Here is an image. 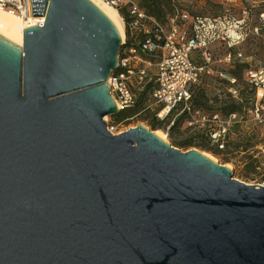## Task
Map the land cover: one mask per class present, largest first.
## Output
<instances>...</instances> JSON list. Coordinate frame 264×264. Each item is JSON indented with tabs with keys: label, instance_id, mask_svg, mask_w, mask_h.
<instances>
[{
	"label": "water",
	"instance_id": "obj_1",
	"mask_svg": "<svg viewBox=\"0 0 264 264\" xmlns=\"http://www.w3.org/2000/svg\"><path fill=\"white\" fill-rule=\"evenodd\" d=\"M0 37V264H264V186L143 127L112 135L121 35L89 0H44Z\"/></svg>",
	"mask_w": 264,
	"mask_h": 264
},
{
	"label": "built area",
	"instance_id": "obj_2",
	"mask_svg": "<svg viewBox=\"0 0 264 264\" xmlns=\"http://www.w3.org/2000/svg\"><path fill=\"white\" fill-rule=\"evenodd\" d=\"M101 1L116 10L126 8L131 17L128 27L139 39L131 47L124 41L117 69L107 83L118 113L135 108L142 99L137 89L150 86L159 120L180 118L188 128L204 130L211 146L223 151L239 140L235 132L238 116L202 112L195 106V92L205 79L214 78L227 83V92L238 99V80L226 74L235 65L243 68L245 82L257 95L255 111H264V65L252 68L251 60L240 51L253 32L250 9L243 8L235 17L234 6L230 7L234 0H218L227 10L223 18H213L202 13L206 0H171L172 15L160 21L132 0ZM195 4L200 12L194 9ZM0 10L28 28L43 27L46 22L44 0H0ZM107 129L112 135L123 133L114 126Z\"/></svg>",
	"mask_w": 264,
	"mask_h": 264
},
{
	"label": "rangeland",
	"instance_id": "obj_3",
	"mask_svg": "<svg viewBox=\"0 0 264 264\" xmlns=\"http://www.w3.org/2000/svg\"><path fill=\"white\" fill-rule=\"evenodd\" d=\"M132 1L139 9L150 15H155L146 8V5L151 4L150 0ZM157 1L162 12L161 20L165 21L173 13L172 2L171 0ZM232 6L234 8H231V11L235 17L241 15L243 8L251 11L249 27L253 32L240 47V51L244 57L251 60L252 68L264 65V20L261 19V16L264 15V0H234L230 4V7ZM125 9L117 10L125 34L122 43L125 41L131 46H136L139 39L136 34L128 29V24L124 18V11L127 10ZM194 9L201 11L197 4L194 5ZM226 10L227 7L219 5L218 0H206L202 13L208 17L223 18ZM261 26L263 27L260 28ZM255 28H260L258 33L254 32ZM226 74L238 80L236 84L239 91L238 99H234L227 92V83L214 78L205 79L202 86L195 92L196 106L206 114L219 113L222 116H227L235 108V113L240 121L235 127L239 140L234 144H229L223 151L211 146L204 130L188 128L180 118L158 120L155 117L158 106L151 97V89L147 88L149 86H141L137 89L142 99L135 108L130 109L128 119H116L118 113L114 116L105 117L104 121L108 127H117L118 133L136 127L152 130L151 126L155 125L158 129L153 131L179 150L204 153L224 167L229 168L236 180L252 186H264V111H255L257 95L245 82L244 70L241 66L235 65L233 69L226 70ZM185 145L188 147L184 148Z\"/></svg>",
	"mask_w": 264,
	"mask_h": 264
},
{
	"label": "bare ground",
	"instance_id": "obj_4",
	"mask_svg": "<svg viewBox=\"0 0 264 264\" xmlns=\"http://www.w3.org/2000/svg\"><path fill=\"white\" fill-rule=\"evenodd\" d=\"M96 8H98L118 29L122 41L125 34L120 23L118 11L101 0H89ZM28 26L22 23L13 15L0 10V37L22 49L24 40V31ZM117 107V106H116ZM144 128V127H143ZM146 129V128H145ZM156 135H158L156 133Z\"/></svg>",
	"mask_w": 264,
	"mask_h": 264
},
{
	"label": "trees",
	"instance_id": "obj_5",
	"mask_svg": "<svg viewBox=\"0 0 264 264\" xmlns=\"http://www.w3.org/2000/svg\"><path fill=\"white\" fill-rule=\"evenodd\" d=\"M150 1H151V4H150V5H146V8L149 9L153 14H155V15H151V16L155 17L157 20L163 21V20H161V19H162V12H161V10L159 9L158 1H157V0H150ZM155 5L157 6L156 8L154 7ZM151 7H154V8L151 9ZM172 7H173V6H172ZM125 10H126V9H125ZM123 11H124V10H123ZM149 15H150V14H149ZM124 18L126 19V23H127L128 26H129V24H130V22H131V17L129 16L127 10H126V12L124 11ZM128 29H129V27H128ZM126 45H127V46H131V44H129V43H127V42H126ZM147 88L150 89V86L147 87ZM195 100H196V97H195ZM195 106H196V103H195ZM196 108H197V106H196ZM197 109H199V108H197ZM199 110H200V109H199ZM232 113H235V108L232 109L231 112H230L229 114H232ZM129 116H130V110H125V111L119 113V115H117L115 118H116V119H119V120H121V119L123 120V119H128ZM155 117H156V116H155ZM156 118H157V117H156ZM157 119H158V118H157ZM158 120H159V119H158ZM151 129L155 131L156 129H158V127L155 126V125H152V126H151ZM183 147L186 148V147H188V145H187V146L185 145V146H183Z\"/></svg>",
	"mask_w": 264,
	"mask_h": 264
}]
</instances>
